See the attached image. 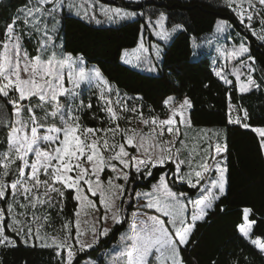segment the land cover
<instances>
[{"label":"snow or ice","instance_id":"1","mask_svg":"<svg viewBox=\"0 0 264 264\" xmlns=\"http://www.w3.org/2000/svg\"><path fill=\"white\" fill-rule=\"evenodd\" d=\"M225 4L239 18L240 24L264 42V15H261L264 0H225ZM48 5L51 6L46 7ZM64 7L70 12L78 7L89 20H95L94 11L85 9L83 3L74 5L73 0H28V5L6 24L0 40V98L6 107L12 108L10 120L7 116L0 118V126L6 129L7 137L6 148L0 150V204L4 205L0 207V248L16 247V239L6 234L7 229L25 245L35 247V241H39L40 247L54 249L59 264H73L78 251L93 248L101 236L109 235V222L116 225L125 220V206L121 201L125 199L126 186L133 172L137 178L141 173L152 176L153 168L171 163L174 168L159 175L152 191L135 194L137 203L143 199V207L154 209L159 215L133 212L127 231L121 234L119 246L111 255L110 264H186L182 249L189 244L197 222L205 221L208 210L214 209L216 201L226 195L229 170L226 137L216 132L209 136L208 130H201L207 140L202 150L205 155L201 156L200 151L188 145L186 129L192 127L187 114L192 108L189 98L174 104L173 98L168 97L164 100L170 112L166 119L145 118L136 107L129 108L119 99L113 102L108 93L115 91L119 96V92L110 86L99 68L92 70V76L99 88V100L104 102L101 110L107 114L109 126H83L79 110L93 107L85 105L76 91L80 82L88 78L85 69L79 67L83 57L74 59L71 54L58 52L53 40ZM99 11L107 20L144 15L104 5ZM254 19L259 21V31L253 28ZM165 20L166 14L160 12L155 21L151 16L146 21L158 26L156 35L162 40L169 38ZM17 22L25 27L21 28ZM95 22L101 23L100 20ZM227 27L231 25L222 20L216 30L224 32ZM182 28V25H174L172 31ZM33 33L37 34L35 56L30 55L25 45V39L31 40ZM152 47L156 49V59H160L159 46ZM148 52L141 40L138 48L124 53L125 63L140 67L147 62L150 66L147 70L154 71L152 59L144 55ZM249 52V46L243 42L219 48L225 60H239ZM65 68L70 70L67 79L73 85L71 89L65 86ZM255 71V60L250 55L231 70L230 75L235 76L240 93L253 89L264 91V83L253 76ZM223 72L220 68L215 74L226 84H232ZM242 76L246 77V82L241 80ZM114 103L119 105V111ZM233 111L229 97L228 123L250 128L258 136L259 147L264 153V126L249 125L246 109L242 117L233 116ZM129 112L136 116L123 115ZM137 117L138 122L148 128L147 132L142 128H121L118 123L126 120L130 125ZM166 134L167 140L163 139ZM117 136L122 137V141H117ZM129 147L135 151H129ZM183 152L187 154L182 156ZM197 156L201 158L197 160ZM106 169L108 175L102 178ZM177 181L197 189L199 196L193 199L176 187ZM67 190H72V199L76 202L74 219L64 220L60 229L63 237L52 236L44 231L50 216L47 213L41 216L36 209L47 205L62 213L59 205L63 204ZM251 213V208L243 209V223L238 230L264 256V242L250 238L256 223L249 219ZM73 240L78 248L71 243ZM62 251L65 255H61Z\"/></svg>","mask_w":264,"mask_h":264},{"label":"trees","instance_id":"2","mask_svg":"<svg viewBox=\"0 0 264 264\" xmlns=\"http://www.w3.org/2000/svg\"><path fill=\"white\" fill-rule=\"evenodd\" d=\"M97 1L144 15L118 25L96 26L63 13L57 40L62 41L64 51L96 65L109 83L123 94L138 100L147 116L164 117L167 114L164 100L168 97H175L179 101L189 98L193 127L224 131L229 169L226 195L216 201L205 221L197 223L189 244L182 249L186 264H264V256L238 230L243 223V209L251 208L249 219L256 221L251 237L264 241V153L259 147L258 136L250 128L228 123L230 97L231 103L242 114L244 109L248 111L249 119L246 122L249 125L264 126V91L253 89L240 94L234 82L226 85L216 76L209 59L203 55L197 56L193 42H200L214 32L219 21H225L249 46L248 54L255 60L253 76L259 83H264V43L240 24L239 18L224 0ZM27 4L28 0L0 1V40L3 39L6 24L12 22L17 11ZM160 12L166 14L169 29L174 25H182L183 28L164 46L158 74L149 75L123 65V52L137 48L142 33L147 30L148 17L155 20ZM25 45H29L26 39ZM91 104V109L80 112V122L83 126L101 128L105 124L104 112L96 98L92 97ZM5 116L9 120L12 118V108L10 105L6 107L0 98V118ZM6 144V129L0 126V150L5 149ZM169 168L174 166L156 167L148 178L143 173L137 178L133 172L126 186L125 199L121 201L125 206V220L115 225L109 235L101 238L92 249L78 254L73 264L97 259L109 250L128 229L131 214L136 209V192L150 190L159 175ZM107 174L106 170L103 178ZM12 178L10 176L9 180ZM176 187L190 195L198 193L187 185L177 183ZM63 203L62 213L57 208L48 211V233L53 234L55 229L61 228L64 220L74 218L76 202L72 199V191L65 192ZM0 207L4 205L0 204ZM6 234L16 239V247L0 248V264H59L54 249L40 247L39 244L35 247L25 245L7 229ZM61 255H65V252L62 251Z\"/></svg>","mask_w":264,"mask_h":264},{"label":"rangeland","instance_id":"3","mask_svg":"<svg viewBox=\"0 0 264 264\" xmlns=\"http://www.w3.org/2000/svg\"><path fill=\"white\" fill-rule=\"evenodd\" d=\"M126 1H129V2H140L141 0H126ZM73 3H74V5H80V4L83 3L85 9H88L90 11H94L95 20H100L101 23L97 24L95 22V20H89L88 16L84 15L83 11H81L78 7H74L71 10V12L69 11V9L67 7H64L62 9V14L63 13H67L68 15H70L72 17L81 19V20H83L84 22H86L88 24H93V25H96V26H99V25H108V26L118 25V24H121L123 22L134 21L138 17V15H137V17H135V18H124V19L114 18L113 20H107L106 17L103 14H101V12L99 11L100 6L104 5L105 7H110V8H117V7L103 4V3H101V2H99L97 0H73ZM50 6L51 5H48L46 7H50ZM233 7H235V5H233ZM19 10L15 14V16L19 13ZM124 10H126V9H124ZM127 11L135 12V11H131V10H127ZM77 13H79V14H77ZM136 13H138V12H136ZM261 15H264V12H262ZM59 19H60V23L57 26L56 33L53 36V40H54L55 45L58 46L57 47V51L58 52H65L64 49H63L62 41H58L57 40L58 30H59V28L61 26V21H62L61 17ZM153 21H155V20H153ZM17 23L19 24V26L21 28L25 27L22 23H20V22H17ZM49 25L51 26L50 18H49ZM164 25H165V29L169 32V38L167 40H162V39H160L159 36L156 35V32L159 31V28H158V26H155L154 23L153 24H149V23L147 24V30L142 33L141 38H140V42H141V40H143L145 47H147L149 49V52L144 54V55H147L150 59H152L153 63L151 65V67L155 69L154 71H148L147 70L150 67L147 64V62L143 63L140 67H137V66H135L133 64L125 63L124 53L126 51L131 53L132 49L131 50H126V51L123 52V55H122V58H121L122 64L125 65V66H128V67H131V68H133V69H135V70H137L139 72H142V73H147L149 75H157L159 66L162 63V58H163L162 57V53L164 51V46H166L170 42L172 36L177 31L180 30V29H177L175 32H173L172 29H169L168 26H167V20L164 21ZM253 28H255L257 31H259L260 25H259V21L256 20V19H254ZM36 37H37V34L33 33V38L31 40H28L26 38V40L29 41V45L27 46V48L29 50V53L30 52L33 53V54L30 53V55H32V56L36 55V51H35ZM239 42H243V43L246 44V42L238 34L234 33V30H233L232 27H227L224 32H218L216 30V28H215L213 33H211L210 35L202 38V40L200 42H198L196 40H194V42H193V48L195 49V52H196L197 56L203 55L204 57H207L209 59L211 65H212V68H213L214 72H216L217 69L223 68L224 72L222 73V75H227V78L232 81V84H233V82L235 83L238 91H239L238 82L236 81L235 76L230 75V72H231V70L234 67H237L240 64V61L244 60L249 54H246L245 56L240 57L239 60H230V59L229 60H225L223 57L220 56L219 48H221V47L230 48L234 44H236L238 46ZM262 43H264V42H262ZM153 45H158L159 48H160V59H158V60L156 59V56H155L156 49L152 47ZM138 47H139V45L137 46V48ZM66 54H69V53H66ZM72 56H73L74 59L80 57V56H74V55H72ZM249 62L251 63V61H249ZM79 67L84 68L85 71L88 73V78L83 80V81H81L79 88L76 89V91L79 93L80 99H82L84 104L87 105V104H91L92 97L96 98L97 99V103L99 104V106L101 108L104 105V102L99 100V88H97L96 80H95L94 76H92V70L94 68H98V67L96 65L87 63L84 59H83L82 63H79ZM69 71L70 70L68 68L64 69L65 86L71 89L73 87V85L67 79ZM242 71L246 72V69H242ZM253 75H254V73H253ZM73 77H74V79L76 78L75 73H73ZM241 80L246 82V77L242 76ZM109 84L114 90H118V92H119V96L116 95L115 91L113 93H108L109 97L113 100V102H115L117 99H119L122 102L126 103V105L129 108L136 107L139 110V112L143 113L142 108H141L140 104L138 103V100L134 99L132 96L123 94L114 85H112L111 83H109ZM232 84H226V85L230 86ZM239 93H240V91H239ZM240 94H246V93H240ZM172 98H173L174 104H178L179 102H182V100L181 101L176 100L175 97H172ZM61 100L63 101V97H61ZM114 107H116V110L119 111V105H115V103H114ZM166 107H167V114L164 117H159V116H157V117H159L161 119H166L168 117V115L170 114L169 106H166ZM86 108L87 107L81 108L79 110L78 115L80 116V112L83 111ZM190 111H191V109L187 110V114H188L189 118H190ZM102 112H104V111H102ZM231 114L233 116L240 115L241 117L243 115L235 106H234V111ZM104 115H105V124L103 125V127H107V126H109V123H108V120H107V114L104 112ZM123 115L125 117H129V118H132V117L136 116V114H133V113H130V112L129 113H124ZM144 116H145V118L152 117V116H147L146 114H144ZM177 119H179V118H177ZM118 123L120 124L121 128L135 127V128H142L145 132L148 131V128L146 126H144L143 124H140L138 122V117L137 118H133L132 119V123L130 125L127 124L126 120H120V121H118ZM111 126L114 127L115 125H111ZM179 127H181L182 131L185 130L183 125H179ZM205 129L208 130V135L209 136H211V134L213 132H216V133H219L220 137H224V133H223L224 131L221 130V129L217 130V129H212V128H195V127H193V125H192L191 128L186 129V131L188 132V145H189V147L190 148L194 147L197 151H200L201 156L205 155V153H203L202 150H203V148H205L207 146V140L204 137L203 132L201 131V130H205ZM163 139H165V140L169 139L168 135L166 134ZM116 140L117 141H122V137L117 136ZM177 146H179V142H177ZM128 150L131 151V152L135 151V149H133L131 147H129ZM186 154H187L186 152H183L182 156H184ZM200 158H201L200 156L196 157L197 160H199ZM169 164H171V163H169ZM167 165H165V166H167ZM182 170H184V169H182ZM107 171L109 172V170H107ZM212 175H215V173H213ZM146 177L148 178L149 176H146ZM102 178H103V176H102ZM117 182L118 183H123V181H117ZM177 183L178 184H182L179 181H177ZM202 183H204V181H202ZM182 185H187V184H182ZM191 189H193V188H191ZM70 191H72V190H70ZM150 191H152V188L150 190L139 191V192H150ZM226 191H227V184H226ZM190 196H192L193 199H195V198H197L199 196V193H197L196 195H190ZM144 203H145V201L143 199H141L140 202L136 204V206H135L136 209H135L134 212H146V213H148L150 215H159L158 213L155 212L154 209L144 208L143 207ZM63 204L59 205V207L62 208V209L64 207ZM50 209H55V208H49V207H47V205H44L43 207L38 206L37 209H36V212H37V214L43 216L45 213L48 214V211ZM17 211H21V209L17 208ZM209 211L210 210H208V212ZM30 214H31V210L29 209V215ZM46 225H45L44 231L47 232ZM114 226L115 225H112L111 222H109V227L111 228V230L113 229ZM60 229H55L53 231V234H51V233H49V234L52 235V236L59 235L60 237H63L64 233ZM74 232H75V229L73 228V233ZM104 237L105 236H101L99 238V240L101 238H104ZM250 238L252 239L251 234H250ZM247 240L250 241V239H247ZM261 241L264 242L263 240H261ZM39 243H40L39 241H35V244H39ZM71 243L73 245H75V248L79 247V245L75 244L74 240L71 241ZM119 243H120V237H119V240L115 244H113V246L109 250L104 251L101 255L98 256L97 259H87L83 264H93V262H95V264H110L111 255L114 253L115 249L119 246ZM75 248H74V250H75ZM87 250H90V249H87ZM87 250H85V251H87ZM80 253H83V252H79L78 251L76 253V256L78 254H80Z\"/></svg>","mask_w":264,"mask_h":264}]
</instances>
